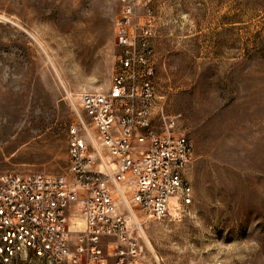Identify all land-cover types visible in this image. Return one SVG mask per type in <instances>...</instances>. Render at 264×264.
Here are the masks:
<instances>
[{
    "label": "rangeland",
    "instance_id": "1",
    "mask_svg": "<svg viewBox=\"0 0 264 264\" xmlns=\"http://www.w3.org/2000/svg\"><path fill=\"white\" fill-rule=\"evenodd\" d=\"M123 1L0 0V175L69 173V128L92 126L82 95L111 89ZM151 1L156 110L193 143L194 203L155 222L117 195L116 214L141 224L144 264H264V0Z\"/></svg>",
    "mask_w": 264,
    "mask_h": 264
},
{
    "label": "built area",
    "instance_id": "2",
    "mask_svg": "<svg viewBox=\"0 0 264 264\" xmlns=\"http://www.w3.org/2000/svg\"><path fill=\"white\" fill-rule=\"evenodd\" d=\"M152 2L123 1L111 89L82 95L92 126L69 128V173L0 175V264H144L145 247L137 239L138 231L144 234L141 224L131 229L124 216L114 215L126 178L133 179V201L150 221L191 216L194 191L184 169L194 159L193 143L173 134L177 116L156 110L151 11L146 22L138 21L139 9ZM157 114L162 134L156 131ZM87 135L107 144L102 155L118 165L115 174L89 169L95 153L90 147L98 146ZM76 210L85 228L73 234Z\"/></svg>",
    "mask_w": 264,
    "mask_h": 264
},
{
    "label": "crops",
    "instance_id": "3",
    "mask_svg": "<svg viewBox=\"0 0 264 264\" xmlns=\"http://www.w3.org/2000/svg\"><path fill=\"white\" fill-rule=\"evenodd\" d=\"M95 138H97L98 140H100V138L97 137V136ZM92 143H93V140H92ZM97 144L98 143H96V145ZM102 152L101 151H96V153H94V155H93L94 161L89 165V169L92 170V171H97V172L106 174V175L115 174L116 172L111 169V165H114L115 163H112V161L109 162V158L103 157ZM99 159H101V160L98 161ZM115 165L118 168V165L117 164H115ZM128 179H130V178H126V180L122 183V185H121L122 186V189H123L122 190V195H119V196L121 197L122 200H123V198L126 199V203L128 204V207H130L131 205H129L130 202H128L129 201L128 198H132V200H133L134 186H133V184L123 185ZM130 209H131V207H130Z\"/></svg>",
    "mask_w": 264,
    "mask_h": 264
},
{
    "label": "bare ground",
    "instance_id": "4",
    "mask_svg": "<svg viewBox=\"0 0 264 264\" xmlns=\"http://www.w3.org/2000/svg\"><path fill=\"white\" fill-rule=\"evenodd\" d=\"M97 141H100V140H98L97 138H94V140H93V143H94V145H96V143H98ZM101 143H102V146L100 147V146H98V144H97V149L99 150V151H101V150H103V149H105L106 148V143H104L103 141H100ZM107 163V162H106ZM117 200V199H116ZM125 201H126V199H125ZM116 212H117V205H115V210H114V215H118V214H116Z\"/></svg>",
    "mask_w": 264,
    "mask_h": 264
}]
</instances>
